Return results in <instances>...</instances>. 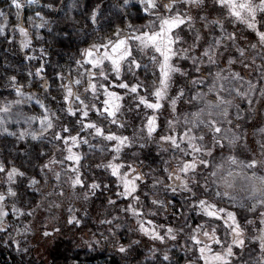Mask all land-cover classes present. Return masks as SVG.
Instances as JSON below:
<instances>
[{
	"label": "snow or ice",
	"instance_id": "snow-or-ice-1",
	"mask_svg": "<svg viewBox=\"0 0 264 264\" xmlns=\"http://www.w3.org/2000/svg\"><path fill=\"white\" fill-rule=\"evenodd\" d=\"M38 2L8 0L17 17L12 24V35L6 34L8 14L0 10V38L15 44L20 51L31 49L23 57L29 61L36 58L34 39L43 40L40 29L48 27L52 31L51 21L41 12H35L27 22L20 18L25 3ZM130 5L148 14L146 23L137 25L128 21L108 34L94 31V39L78 49L79 58L53 71V76L59 79V83L52 81L61 101L57 108L36 99L43 112H26L22 106L35 99V95L25 92L16 74L7 75L6 86L14 90L15 98L0 99V137H14L15 141L30 137L37 141L50 135L53 151L39 165L45 173L44 180L49 179L50 173L62 188V177H67L63 183L68 184L77 199L85 202L96 195L97 189L108 190V185L102 179L87 181L81 173L86 153L77 149L88 145L90 151L98 149L106 153L96 167L116 178L117 197H128L131 201L123 207L129 223L134 221L136 233L163 245V250L156 243L148 249L153 261L157 253L163 257L160 264L170 261L172 253L167 246L171 244L175 248L183 238L184 264H264V116L260 117V127L252 129L251 136L255 139L249 138L247 128L241 123L254 120L264 110L261 82L264 81V0H139L136 5L131 0H122L116 7L124 10ZM46 7L53 8L54 4L48 3ZM102 16V3H96L89 9L87 19L91 25H99ZM232 25L237 28L229 31ZM239 25L250 31L240 32ZM185 28L192 34L190 43L181 34ZM39 53L41 61L49 55L43 43L39 44ZM258 58L262 61L259 65ZM189 60L192 73L182 66ZM237 64L242 70H236ZM149 65L151 79L146 75L141 78L138 70L147 73ZM44 68L41 62L28 69V76L38 77L42 88L48 90L50 84ZM247 69L258 73L255 83L247 76ZM178 79L186 83L180 85ZM242 100H247L249 108H241L238 101ZM254 100L259 109L253 107ZM126 102L131 106H126ZM184 106L188 110H182ZM165 107L168 116L161 124L159 115ZM131 113L136 115L130 116ZM64 114L74 119L78 130L63 123ZM10 121L23 122L25 126L13 130ZM150 143L157 146L162 156H167L162 159L163 175H156L151 167L145 172L144 161L128 158L134 146L143 149ZM36 152L39 157L45 155L43 149ZM132 156L138 157V151L132 152ZM66 163L67 168L63 167ZM149 175L151 204L142 201L143 193L138 192L145 187L142 182ZM0 178V232H3L8 226L9 212L15 216L25 213L36 216L43 206V196L41 203L33 207L16 203L24 196L16 183L19 178H26L27 186L37 192L42 185L36 176H28L14 164L10 166L7 158L0 159ZM77 186H83V190L77 191ZM162 191L179 192L185 200L181 208L186 207L187 211L174 214L176 224L157 223L156 218L162 212L174 207L161 198ZM9 199L13 201L10 208ZM107 203L118 206L111 197ZM68 211L67 224H82V218L72 207ZM193 211L203 217L194 226L188 215ZM88 214L84 212L85 216ZM117 219L106 217L100 221L109 225L113 237L115 229L123 226L115 222ZM15 231L19 236L31 231V227L26 225ZM132 231L130 227L129 232ZM59 232L60 229L52 227L43 236L55 239L52 234ZM91 239L97 245L100 243L94 236ZM12 242L21 250L18 239L13 238ZM252 242H256L259 251L253 248L255 255L246 260L244 256ZM84 243L93 247L90 241ZM113 243L120 254L126 255L141 240L131 238L128 243L118 240Z\"/></svg>",
	"mask_w": 264,
	"mask_h": 264
},
{
	"label": "trees",
	"instance_id": "trees-1",
	"mask_svg": "<svg viewBox=\"0 0 264 264\" xmlns=\"http://www.w3.org/2000/svg\"><path fill=\"white\" fill-rule=\"evenodd\" d=\"M122 0H40L39 5L30 6L28 8L22 9L21 15L23 19H27V15L30 11H39L47 17L50 21V27L52 29L51 33L49 32V28L45 27L40 29L41 34L43 35V40L37 42L34 39L33 47L36 49V58L29 61L24 59V52H29L31 49H24L23 51L18 50L15 44H12L9 41H5L3 38H0V99L7 97L9 99L14 98V90L6 86L7 75L16 74L19 78L20 83L24 85V89H27L28 92H32L35 95L36 99L44 100L50 107L57 108L60 101V97L57 95L56 85L52 83L53 80L56 81V78L53 76V71L58 70L59 65L64 62L60 50L64 46L73 45V46H82L86 45L89 40L94 39L92 33L95 31L97 33L103 32L104 30L110 31L112 27L117 24H122L125 21H137L140 18L141 10H138L131 5L121 10L116 7L117 4L121 3ZM210 2V0H209ZM48 3H53V8H47L46 5ZM75 3L76 7H68L69 5ZM96 3H102L103 16L99 25H91L90 21L87 19V15L89 9L94 7ZM132 5H136L134 1L131 0ZM0 8L6 11V13L12 18L13 12L12 8L10 9L8 6V0H0ZM234 28V29H233ZM237 25H232L229 27V31L235 30ZM12 30V29H11ZM238 30L244 34H247L250 30H245L243 25L238 26ZM7 30V35H12V32ZM64 33H67L68 36H65ZM182 35H185V39L190 43L192 39V34L187 32L185 28ZM252 39L253 37H249ZM18 40V37H17ZM43 43L49 53L47 57H44L43 61L40 60L39 53V44ZM43 62L45 64L44 72L46 74L47 79L49 80L50 88L48 90H44L42 88V81L38 77H30L28 76V69L39 66V64ZM262 61L258 58L256 60V64H261ZM183 66H187V71L192 73L193 70L190 67L191 61L183 62ZM223 66V65H221ZM236 70L240 71L241 65L237 64ZM145 73L147 77L151 78V71ZM247 76L253 79L255 83L258 73L253 72L252 69H248ZM140 74L144 72L142 69L138 70ZM243 74V72H242ZM141 78H143L141 76ZM28 81H32L31 84ZM264 83V81H261ZM177 83L183 85L186 83L183 79H178ZM119 90V89H118ZM259 95V92L256 93ZM52 97H56L55 101L52 100ZM241 104L242 109L249 108L246 100L238 101ZM126 106L128 105L126 102ZM253 107L259 109L260 105L253 103ZM182 110H188L187 106H184ZM234 112V109L232 110ZM130 116H135V113L129 114ZM168 116V109L165 107L161 110V114L159 115V122L163 124L165 118ZM264 116V110H261L259 115L255 116V119H248L242 121L243 128H247L249 138L255 139L251 136V132L253 127H260V117ZM94 118V117H93ZM139 119H136V123L139 124ZM63 123L69 124L74 129L78 130L79 125L74 123V119L70 117L68 114L63 115ZM23 125V122H21ZM11 125L14 126L13 121ZM25 126V125H23ZM129 133L131 129L128 130ZM51 136L45 137L43 140L33 141L29 137L25 138V140L15 141L14 137H8L4 139V137H0V159L7 158V162L11 166L14 164L17 167H20L22 171H25L29 176L33 172L39 173L38 175L41 178H44L45 173L40 170V163L46 161L47 155H49L53 151V146L49 144V140ZM92 143H97L99 141L92 140ZM85 147L86 157H83V167L81 168L82 175L87 179L90 183L92 179L103 180L105 184L108 185V190L104 188L97 189L96 195L90 196L88 201L85 202L82 199H77L76 196L73 195V190L68 187L67 183H63L66 181L67 177H62V185L65 186L63 189L62 197H55V200L61 203L57 207L55 203H48V199L53 197L52 195L46 194L48 191L51 193L55 189L52 190H43L47 186V182L42 183V189L40 192H37L32 187L26 185V178H19L16 183L20 184V190L23 191L24 196L21 201H18L20 206L33 207L37 204H40L41 201H37L38 196L42 198L43 196V206L37 211L41 212V219L45 220L48 217H51L52 222L48 223L43 227V229H51L53 225L57 222L59 226V220L62 216L65 218L69 215V211L65 213V209L67 205H71V207L76 211L77 215L82 218L83 223L89 224L93 229H104L105 234L108 232V225L103 224L100 221L104 220L106 217H118L115 221L116 223H121L123 226L119 229H115L116 235L113 237L110 235L109 240L102 242L101 244H93L92 248L88 246L80 247L76 243L75 240L70 239H55L51 242V246L46 249V256L39 257L34 252V249L30 248L29 251L17 250L16 244L13 243L12 233L14 229V225L12 222L7 220V229L3 232H0V264H6L7 257L5 253L4 247L9 246V254L12 257L15 264H160V261L163 259L160 253H157L156 260H151L150 258L146 259L148 249L150 248V244L153 242L150 241L149 237L142 236L139 233L135 232L134 221L129 223V217L125 215L123 212V207L126 202L130 203L128 197H117L116 192L119 190L118 186L115 183V177H111L110 173L107 172L103 168H97L96 165L101 163V159L104 158L107 154L100 153L98 149L90 151L88 145H82V148ZM36 149H43L45 155L43 157H39L36 152ZM138 151V157H133L132 152ZM169 153L168 155H170ZM57 158H60L59 156ZM110 158V157H108ZM129 159L138 158L141 161H144L146 166L143 168V171L148 172L149 167L156 170V175H163L164 165L162 163V159H166L167 156H162V153L157 150V146L153 143H150L147 147L143 149H139V146H134L131 151L128 153ZM49 176V181L51 183L57 184L54 177ZM23 181V183H21ZM0 183H2V178H0ZM145 187L138 190V192H142L141 200L146 202L147 204H151V193L149 189L151 188V175H149L148 179L142 182ZM5 187V185H4ZM83 186H77V191H82ZM44 191V192H43ZM165 193L171 195V197H166L168 201L174 206H178L181 208V205L185 204L184 198L181 196L179 192L173 194L171 192H161L160 196H163ZM46 194V195H45ZM187 195V193H185ZM64 197V198H63ZM111 197L113 200L117 201V207L109 206L107 203V199ZM55 201V202H56ZM49 207L51 213H49ZM182 209V208H181ZM87 211L89 214L87 216L84 215V212ZM182 211H187L186 207L182 209ZM117 215H113V214ZM193 213L195 215L194 223L200 221L202 214H198L196 212H188ZM55 218V219H53ZM157 223H169L176 224L177 217L171 215L167 212H162L159 217L156 218ZM72 229L81 230L80 225H71ZM29 227L33 229L31 223ZM132 227L133 231L129 232V228ZM223 229H221V232ZM11 234V235H9ZM41 234L38 233V237ZM108 235V234H107ZM37 237V238H38ZM136 238L140 239L141 243L139 245H133L132 250L126 255H122L119 253L118 249L114 247V240H118L122 243H128L129 239ZM39 240V239H38ZM7 241V243H6ZM47 242V240L45 239ZM183 238L180 239L177 247L173 248L171 244H169L168 250L172 253V257L170 261L165 263H174V261L179 260V264H184L185 253L183 249ZM157 244H160L157 242ZM157 247H161L163 250V245H157ZM250 251L245 254L244 258L247 260L250 255H255V252L251 251L255 248V251L258 252L259 249L256 246V242H252L248 245Z\"/></svg>",
	"mask_w": 264,
	"mask_h": 264
},
{
	"label": "rangeland",
	"instance_id": "rangeland-1",
	"mask_svg": "<svg viewBox=\"0 0 264 264\" xmlns=\"http://www.w3.org/2000/svg\"><path fill=\"white\" fill-rule=\"evenodd\" d=\"M132 1H134L136 4L139 3V0H132ZM37 4L39 5V2ZM37 4L28 5L27 3H25L24 8H28L30 6H36ZM24 8H22V9H24ZM22 9H21V12H22ZM0 10H3V9L0 8ZM3 11L6 13L5 10H3ZM12 12H13L12 18H10V16L8 15V18H9L8 28H9V30L11 32H12V30H11L12 29V24L16 23V21H17L16 10H15L14 6L12 7ZM35 12H39V11H36V10L35 11H30L29 14L27 15V19H23L22 15H21L20 18L23 21L27 22L28 21V18L31 17V16H33ZM140 15H141L140 18L137 21H131V22L134 23V24H137V25L146 23L147 22V18H148V14L144 13L141 10ZM128 21H130V20H128ZM128 21H125L122 24L115 25L114 27L111 28L110 31L104 30L103 32H100V34H108L116 26L123 27ZM91 41L92 40H89L88 43H90ZM86 45H84V46H86ZM80 48H82V46L77 47V46H73V45H68V46L62 47V49L60 50V52H61V55H62V58H63L64 62H62L59 65V68H60V66H65L66 67L67 65L72 64L73 63V58H79V56H78V49H80ZM182 66H183V64H182ZM149 67L151 68L150 65H149ZM183 67L187 71V66H183ZM59 68H58V70H59ZM247 72H249L248 69H247ZM141 76L144 78L145 73L142 72L141 73ZM151 76H152V74H151ZM55 78H56V82L59 83V79L57 77H55ZM117 79H119V78H117ZM148 79H151V78L148 77ZM65 82H67V81H65ZM113 87L116 88L115 85ZM24 90H25V92H28L27 89H24ZM116 90H118V88ZM13 97L15 98V92L13 94ZM246 102H247V100H246ZM22 107L24 108V110L26 112H28L30 110H34L36 113L43 112V109L40 108V106L36 103V101L34 99L30 100L28 103L24 104ZM235 111L236 110L234 109V112ZM11 122L12 121H10L9 123L11 124ZM13 123H14V126L13 127H15V129H17L19 127H23V125L21 123L20 124H16L15 121H13ZM35 125L38 127L39 126V122L38 121L35 122ZM77 150L85 153V147L83 149L82 148V145ZM47 157H48V155H47ZM47 157H46V160H47ZM63 167L67 168L68 167V164L66 163ZM69 171H70V169H69ZM38 174L39 173H36L35 174L33 172V174L31 173L29 176H36V178L38 180H40L41 184L44 183V182H47L48 184L43 189L44 191L45 190H52L54 188L55 190L53 192L50 193L48 191L46 193V194H49L50 193L53 196V197H50V199H48L47 202L48 203L52 202V203H55L56 205H59L61 203V200L59 202H57L55 200V197L54 196H56V197L57 196L58 197H62L63 196V189H64L65 186L62 185V188H61V185L55 184V183H51L49 180L46 181V180H44V178H41V176L38 175ZM49 175L51 176L50 173H49ZM26 185H27V182H26ZM54 185H55V187H54ZM5 187H6V185H5ZM237 190L239 191V188ZM61 191H62V194H60ZM241 195H244V193H241ZM166 197H171V195L165 193L163 196H161V198H166ZM41 200H42V198L38 196L37 201L39 202ZM12 202L13 201L11 199H9V203L7 205L9 208L11 207ZM16 203L19 205L18 201H16ZM69 207H71V205H67V208L65 209V213L68 212ZM49 213H51L50 207H49ZM113 215H117V214L114 213ZM188 215L190 217H192L190 223H192L193 226H194L195 225V223H194L195 215L193 213H188ZM41 216H42V213L41 212H37L36 216H31V215H28L27 213H25V215H23V216H15L11 212H9V216H8V220L10 222H12L13 225H14L13 233L11 235L12 236V239L13 238L18 239L20 241L21 247L23 249H27V251H29V252H30V248L32 246V248L34 249V252L37 255H39V257H45L46 256V252H47L46 249L51 246V242L54 241L55 239H70V240L71 239L72 240H75L76 239L77 245H79L80 247H83V246L86 245L84 243V241L85 240H90V238H91V236L93 234H95L98 239L101 238V233H103L104 235H107L108 234L109 237H110L109 225H108V232L106 231L107 234H105V230L104 229H97V228L96 229H93L91 225L86 224L85 222L84 223L82 222L81 227H80L81 230L72 229L71 226L66 223V218L64 216H62L61 219L59 220V226L57 225V222L58 221L55 223V225L52 226V227H55L57 229H60V232L58 234H56V233H53L52 234L53 236H55V239L45 238L43 236V232L45 230H48L49 232H51V229L52 228L51 229H43V227L45 225H47L48 223H51L52 222V219H51V217H48L47 219L42 220L41 219ZM30 223L33 226V229H31V231H28V232H23L19 236H17V233H16L15 229H17V228H21L22 229L26 225L29 226ZM197 223H200V221H197ZM38 233L41 234L39 237H38ZM45 239L47 240V242L45 241ZM149 239L152 242V240H151L150 237H149ZM102 242H105V241L101 240V243ZM153 243H156L157 244V242H154L153 241L150 244V247L152 246ZM93 244H95V243H93ZM157 245H161V244H157ZM147 257L151 259L150 255H149V252L147 253ZM161 257H162V255H161ZM164 264H179V260L174 261V263H165L164 262Z\"/></svg>",
	"mask_w": 264,
	"mask_h": 264
},
{
	"label": "built area",
	"instance_id": "built-area-1",
	"mask_svg": "<svg viewBox=\"0 0 264 264\" xmlns=\"http://www.w3.org/2000/svg\"><path fill=\"white\" fill-rule=\"evenodd\" d=\"M13 130H16L15 127H13ZM169 202H170V204H172L171 201H169ZM181 211H182V209L180 207L174 206V207H170L166 212L170 213L171 215H174L175 213H179ZM195 224H197V223H195ZM4 249H5V253H6V257H7L6 264H15V262L13 261L12 257L9 254V246L6 245L4 247Z\"/></svg>",
	"mask_w": 264,
	"mask_h": 264
},
{
	"label": "clouds",
	"instance_id": "clouds-1",
	"mask_svg": "<svg viewBox=\"0 0 264 264\" xmlns=\"http://www.w3.org/2000/svg\"><path fill=\"white\" fill-rule=\"evenodd\" d=\"M65 36H68V35H65ZM109 233H110V235H112L110 231H109ZM93 236L96 237V235L93 234V235L91 236V238H92ZM91 238H90V240H85V241H90V242H92V243H95V241H92ZM96 238H97V237H96ZM97 239H98V238H97ZM101 240H103V241H108V240H109V235H104L103 233H101V238L99 239L100 243H101ZM85 241H84V242H85ZM100 243H99V244H100ZM99 244H98V245H99Z\"/></svg>",
	"mask_w": 264,
	"mask_h": 264
}]
</instances>
